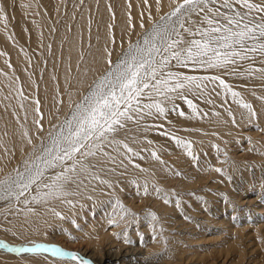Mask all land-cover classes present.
I'll return each instance as SVG.
<instances>
[{
	"label": "bare ground",
	"instance_id": "6f19581e",
	"mask_svg": "<svg viewBox=\"0 0 264 264\" xmlns=\"http://www.w3.org/2000/svg\"><path fill=\"white\" fill-rule=\"evenodd\" d=\"M9 1L12 2L11 4L15 3V8H11L9 5L5 4V6H7V8L4 6L5 7L4 11L7 15V20L5 21L3 19V17H0V53H4V55H0V179H4L9 173H15L13 170L18 168L17 166L19 163H22V166H23V160H21V158L24 156V154L27 153V156H28V152H29V154L32 152L31 146L27 145L25 139L23 138V132L25 130H27L29 132V134L32 135L34 144L38 145L39 139H37V137L41 138L40 132L37 131V127L33 124V119L36 117V114L34 112L35 104L31 103L30 105H27L24 102L25 103V109H21L19 107L18 97H17L16 92H15V88H17L18 86H22L25 95L30 98L29 101H32V99L37 96V95L35 96V93H34V89H35L34 86L36 84L33 86V85H31V82L33 80L37 81L38 77L41 78L43 76V73H42L43 71L41 72V70L43 69L42 68L43 65L40 66L41 63L36 62V59H38V60L44 59V60L48 61V63H50V61H52L51 67L48 68V71L45 75V82H44L45 86L48 83L47 81L50 78V76L55 77V79L57 81V79L60 78V76L67 75V81L66 82L68 84H70V86L73 85L74 87H76V89L81 93L80 95L78 94L79 96L75 98V99H78L87 91L89 85L96 78V76L102 74L106 70L107 64L105 63V55H104V50H105L106 46L108 47L109 51L112 52V59H113V61H115L120 56V54L127 48L129 40L134 42L142 34V32L145 30V29H142L140 27L141 13H143V22L145 24V27H149L151 25V23L153 22V20L158 19L160 15L170 11V0H160L159 5H157L156 0H148L147 4H145L144 0H130V3H131L130 8L128 6L129 0H84L83 2H81V0H9ZM1 2H2V0H1ZM254 2L259 3V2H261V0H254ZM109 4L111 5V9H112L111 12L108 9ZM113 12L115 13V19L112 18ZM129 13L131 14V17H132L131 23L135 25V28L132 30H129V27H128V25H129ZM149 13H151V19L149 18ZM61 17H63V18L61 19ZM59 18L61 19V21H60L61 25L58 24ZM193 19H196V17H193ZM89 20L92 21L91 26H90V29H91L90 31H89V23H88ZM109 24L112 25L111 29H109V27H108ZM55 26L57 29H58L57 26H59L58 32L55 31V30H57L55 28ZM51 31H52V33H54V31L56 33H58V35H56V36L59 37L58 40L60 39L64 45L63 48L60 47L62 49V54L59 52L58 57L54 56L55 54H53L49 57V54L52 53V51H50L51 50L50 48H48L49 49V51H48L47 43L51 42V40L49 42H47L48 41L47 38L49 37V39H50V35H52ZM110 33L115 36V40H116L115 44L111 43ZM34 34L35 35L38 34L40 36V38L38 36L39 40H42V39L44 40V41H42L44 43L43 45H41L42 43L40 44V42H38L37 39H33ZM54 38H57V37H54ZM185 38L188 39L187 36ZM58 40H56L55 43H51V45L53 46V47H51V48H53V51H54V46L56 44H59ZM52 41L54 42V39ZM37 42L40 44V46L37 44ZM89 44H91V47H89ZM56 47H57V45H56ZM58 49L56 50L57 53H58ZM47 51L49 52V54H47L48 53ZM59 51H60V49H59ZM81 53H83V59H81ZM260 61H261V58L257 57V59L255 61L256 67L264 66L260 63ZM60 62H61V65L59 64ZM247 64H248L247 61L244 62L243 66L241 67L240 70L243 71V68L246 67ZM9 65H11V66H9ZM39 67H41L42 69L41 68L39 69ZM47 67H48V64H47ZM44 69H46V68H44ZM172 70L184 72V73L189 74V75H193V74H197V75L219 74V75H222L223 79H225V81L227 83L232 85V87L235 91H238L241 93L243 100L252 105L254 111L256 112V116L253 117L250 121L248 119L247 110L243 109L237 103H235L230 95H228L227 97H225L223 95H217L216 94L217 92H222V89L219 86H217L215 88V92H211L212 86L210 85L209 86L210 87V95H208V96L198 97V96L189 95V99H192L193 102L197 105L198 110L201 113L200 117H196V118H192V119L186 118V117L192 115V110L188 107L187 110H185L187 112V113L185 112L186 113L185 116H179L177 114L175 115L176 121L173 123V125L167 123L163 119V117L146 118L145 122L147 124L157 126V127H152L150 129L152 132L154 130H159V133H158L157 137L155 138L157 145L155 143H152V147L149 149H150V151H153V150L156 151L157 154L160 156L162 161L165 157H168L169 155H171L172 154L171 152H176V154H177L178 153L177 151H179V149H177V150L175 149L176 151H173L174 148L170 147V145L167 146V147H169L167 149L160 147L163 144L161 141H166V140L171 141L172 142L171 145L172 144L176 145L174 147L178 146L176 141L172 138L171 135H162L161 133H163V132L167 131V132L174 134L175 136H177L179 138L187 140L188 138L193 139V137H191L192 136L191 134L197 135L196 133H199L201 135V133H202V135H203V133H205V132L207 133L206 129L204 128L207 126V127H209V130H213V131H209V132L210 133L212 132L210 135H212L214 137V139H216V138L217 139H220V138L223 139V138H225V136H226L225 134L228 131L223 129L224 131H226V133H224V135H221L224 131L221 132V134L217 133V131L215 132L217 125L216 126L215 125L210 126L211 124L209 123L210 124L209 125L207 122H209V121L211 122V121L215 120L214 122H217V123L221 122L222 124H225L226 126L230 127L233 125L232 116L235 117V121L237 120L236 122H238V120L244 119L245 121L248 122V124H250V123H253L255 125L259 124L260 126L264 127V100L260 99V97H263V95H264V91H262V90H264V78H260L259 73H256L252 77L235 76L237 81L234 82V80L231 81L230 75H227L223 70H209L207 73H205V72H193L189 68H175V67H173ZM40 73H42V76H39ZM61 79L64 80L63 78H61ZM61 79H59V80L61 81ZM40 80H43V79H40ZM60 81H58L57 84H60L59 83ZM62 82H64V81H62ZM37 84H40V82ZM217 84H218V82H217ZM57 87H59V86H57ZM46 88H47V86H46ZM62 89H64V88H62ZM69 89H70V87H69ZM52 90H54V89H52ZM37 91H39V90L37 89ZM44 92H46V91H44ZM41 93H42V91H40L39 94H41ZM71 93H73V92L71 91ZM52 94H54V93H52ZM48 95L49 94L46 93V96H48ZM41 97H42V100L45 101L44 103L43 102L40 103V110L45 116L44 119L42 120V124L45 127L47 125V123H48V125H50L52 120H55L56 117L59 116V114H62V112H60L61 110L58 113L56 110H55L56 113L54 111L52 112L50 110L49 104L47 105L48 102L44 99V96H41ZM63 97H64V95H63ZM65 98H67V95L65 96ZM68 100H69V97H68ZM209 100H211L212 103H209L208 102ZM179 101L180 100H177L176 102H179ZM66 104H67V102H66ZM69 107H70V105H69ZM169 107H170V105H169ZM59 109H61V108H59ZM229 109L232 112V116L229 115ZM64 110L67 111V109H64ZM25 112L27 113V117H28L27 120L24 119ZM216 113H219V115H216ZM66 115H67V112H66ZM17 116L20 117L19 121L17 120ZM164 124L167 125L168 128L164 127L165 126ZM222 124H220V125L222 126ZM21 125H23V127H21ZM159 125H164V126L158 127ZM50 127H48V128H50ZM129 127H134V126L130 124ZM194 128L198 129L197 132L191 133L194 130ZM223 128H227V127L223 126ZM44 131H45V129H44ZM231 133H232V131L229 134H231ZM236 133H238V132H236ZM129 135H135L141 140V142H143V140H145L144 138L146 137V132H143V131L135 132L134 131L133 133H130ZM236 135H239V134H236ZM212 136H210V137H212ZM218 136H220V137H218ZM147 140H150V139L147 138ZM196 140L198 142V139H195V141ZM129 143L134 148L139 147V143L138 144H132L131 140L129 141ZM263 144H264V142H263ZM179 147H177V148H179ZM199 147H201V146L199 145ZM202 147H203V145H202ZM5 148H7V151H5ZM180 149H181V151H184L182 149V147H180ZM178 154H180V157H181V153L179 152ZM258 155L264 160V149L260 148ZM119 159H123V157H119ZM138 159H139V157L134 158V162L135 161L137 162ZM148 160H150V161L146 165H147V169L151 171L150 173L152 175H154V174H157L158 176L162 175V171H160V170H159V172L157 171L158 169H162L161 167L157 168V165L160 163V160H156L152 156H151V159H148ZM181 160L183 161V159H181ZM139 161H140V159H139ZM145 161H147L146 158H145ZM145 163H147V162H145ZM184 163H185V161H184ZM125 164L128 165L127 168H122V167H119L118 165H115V166L110 165V164L105 165L106 168L107 167H116V173H108L106 171L99 173V175L102 178L111 181V183L113 185L112 188H108L106 185H100L96 181L92 182V184L89 185V188L90 189H92V188L96 189V191L93 192V194H94V196H97V198H98V196L101 195L102 196V198H101L102 202H109L110 201V203H112L113 206H115L114 205L115 201L117 199H119V201L122 202L125 207L129 208L131 211H133L137 214V217H136L134 223H136L138 225L140 223L138 221V218L143 216V215H141V213L143 211L149 209V208H152V207L147 206V209L142 208V210H143L142 211L140 206H138V205L136 206L134 204L135 199H134V203L132 202V200H129L131 198L126 199V198H128L126 196V192H129V188L126 187V184L128 181L127 178H129V176H130V174L128 172L132 171L131 168L133 167V165L130 164L127 160H125ZM160 165H161V163H160ZM167 169L168 168H166V170ZM162 170H164V169H162ZM213 172H215V171H213ZM134 175H132V176H134ZM150 175L149 174L146 175V176H149L147 178H150ZM134 179H135V177H134ZM198 179H201V177ZM215 179H217V178H215ZM158 183H160V182H158ZM129 187H130V185H129ZM137 188H138V186H137ZM74 189H75V185L69 186V191H73ZM133 190H131V191H133ZM163 190H164V188H163ZM166 190H168V189H166ZM166 190L164 192H166ZM80 191L83 194L86 193L84 197H83V194L78 195V196H69L68 197V199L73 200L75 207H71L65 203H62L60 200H51L47 204H44V203L35 204V203H33V204H28V205H25L23 203V197L21 198L20 203H16L15 201L0 200V206L11 207L9 209L7 207V210H8L7 218L4 221H0V240H4L11 245L25 244L27 241H32V240L39 241V242H46V243H55V244H58L59 246L64 247L66 250L79 252L80 255H82L86 259L93 261L94 264H135V263H133L134 262L133 259L132 260L127 259V257L130 256L129 254H131V256L134 257L133 251L131 253L130 252L131 250H126L123 246L116 245L113 243V241H114L113 239L117 240V238H115L116 235H114V234L115 233H121V232H119V228L124 229V230H126L128 228H126V229H125V227L122 228L123 223H121L120 227L114 226L116 229L107 230L109 225H110L108 223V221H109V218L111 217L113 212L108 210L107 211L108 213L101 212L100 214H97L96 216L99 219V223L97 225H94L93 222L89 219V217L87 218L86 224H81L82 217H84V216H81V213H79L80 208H82L80 203L85 201V199L87 198V195H89L88 192H90V191H89V189L87 191H85L84 189H81ZM137 191H138V189H137ZM171 192H173V190ZM136 197H138V196L136 195ZM182 197H184V196L182 195ZM179 199H181L180 196H179ZM159 200H161V199H159ZM162 200H161V202H162ZM156 201H157V197H156ZM170 201H172V200L169 199V203H164V200L162 203L157 202L158 206H155L154 208L156 210H159L160 208L164 207V212H161V213L165 214V216H167V215L173 216V214H171L172 212H170V210H174V208L172 206L173 203H170ZM180 201H182V200H180ZM84 203H86V202H84ZM89 203H90V201H89ZM93 204L95 205V203H93ZM153 204L154 203H152V205ZM155 205H156V203H155ZM180 205H181V203H180ZM175 206H177V204H175ZM256 206H258V205H256ZM111 207H109V208H111ZM179 207H181V206H179ZM28 208H33L35 210V212L34 213L27 212ZM52 208H55L56 211H58L62 214V216H64V215L67 216L69 219L68 220L66 219V221H68V222L70 221V222L69 223L68 222L67 223H63V222L59 223V221H57L58 217L53 215L52 212L50 211ZM263 208L264 207L262 206V209ZM75 210L77 211V213H75ZM180 210H182V209H180ZM2 211H3V209H2ZM83 211H84V209H83ZM152 211L154 212L155 210H152ZM257 212H259V211H257ZM85 213H87V212L85 211ZM90 213L91 212H88L87 214L89 215ZM221 213H222V211H221ZM225 213H227V212H225ZM251 213H253V210ZM3 214H6V213H3ZM82 214L84 215L83 212H82ZM146 214L147 213H145V215ZM184 214H187V213L184 212ZM260 214H261V212H260ZM195 215L197 216L196 213H195ZM162 217L157 222L158 226L161 225L162 223L164 225L166 224L165 223L166 221L164 219H162ZM197 217H199V216H197ZM215 217H216V215H215ZM227 217L222 218V219H224V222H225V219H227ZM239 218L240 217L238 216V220H240ZM241 218H243V217H241ZM255 218H257V216ZM1 219H2V217H1ZM209 219H211V221H212V218L209 217ZM218 220H220V218ZM255 220H254V222H256ZM260 220H261V218H260ZM262 220H263V218H262ZM143 221H144V218H143ZM257 221H258V219H257ZM83 222H85V221H83ZM94 222H95V220H94ZM96 222H97V220H96ZM174 222H175V220H174ZM224 222H222V223L226 224ZM228 222H227V224H228ZM239 222H241V220ZM252 222H253V220H252ZM258 222L254 223V224L256 225V224H258ZM183 223H185V221ZM195 223L198 224L197 222H195ZM222 223H220V224H222ZM207 224H209V223H207ZM227 224H226V227H228ZM251 224H253V223H251ZM65 225H67L68 227H66ZM183 225L184 224H182V226ZM187 225L189 226V224H187ZM241 225H242V223H241ZM147 226H149V225H147ZM222 226H223V228H226V227H224V225H222ZM231 226H233V225L231 224ZM61 227L63 229H67V231L70 230L69 231L70 233H72V230H76L75 228H77L76 231H80V230L86 231L85 236H83V239L86 240L85 245H77V246L72 245V247H68L66 243L61 242L60 237H62L64 235V234L61 235V232H60V230H62ZM132 227H134V226L132 225ZM254 227L257 228V230L255 231V234L247 233L248 230L245 233L244 229H242V228L240 229V228H238V226H237V230L231 227L235 231L228 229L229 233H228L227 238H221V239H216V240L209 239L210 238L209 235H206V232L204 234L201 233L202 230L199 229L200 233H198L199 234L198 236H195L194 233L190 232L191 233V234L189 233L190 236L187 235L188 237H186L185 239H182V237L178 236L179 238L176 237V240L173 241L172 240L173 238H172L171 239V241L173 242L172 246L175 247V249L173 248L175 252L172 250L171 247H167L166 249H168V248H171V249H169L168 251H165L166 250L165 248L158 245L157 246L158 248H156L157 253H159V251H161V250L163 251V252L161 251L162 253L160 254L161 262L156 261V260L155 261L139 260V263H136V264H247L248 262H243L245 255H249V256L254 255L256 257H259V256L264 257V226H254ZM243 228L247 229L246 227H243ZM5 229H8V231H5ZM158 229H159V227H158ZM193 229H195V228L193 227ZM251 229L253 230V228H250V230ZM147 230H145V231H147ZM67 231L63 230L62 232L65 233ZM206 231H208V230H206ZM224 232H226V231H224ZM13 233H16L17 235L14 236ZM72 234L74 235V233H72ZM77 234H78V232H77ZM165 236L167 237V235H165ZM165 236H164V232L162 234L159 233L158 239H159V242L162 240L161 245H165V242H164L166 239ZM67 239H69V237H67ZM73 239H74V237H73ZM111 240H113V241H111ZM145 240H147V239H145ZM154 240H155V238H154ZM244 240H248L250 242V245H248L245 242L243 243ZM156 243H158V241H156L155 244ZM150 244L151 245L154 244L153 239H152V243H149L146 245L147 246L146 247L147 249L145 248L146 250H144V248H140L141 253L138 251L142 257L143 256L147 257V256H150L152 253H154L153 249L152 248L150 249V247H149V246H151ZM116 246H117V251H115V249H114V247H116ZM132 250H135V248H133ZM169 251L172 253V256H170L171 254L167 255V253H169ZM135 254H136V252H135ZM151 256H153V254ZM49 257H51V258H49ZM43 260L45 261V263L43 262ZM29 262H32L34 264H68V261L60 260L59 258L53 257V256H51V254H48V253H29V252L16 253V252L7 251L5 249L0 248V264H29ZM257 264H264V263L259 262Z\"/></svg>",
	"mask_w": 264,
	"mask_h": 264
},
{
	"label": "snow or ice",
	"instance_id": "6c2138e0",
	"mask_svg": "<svg viewBox=\"0 0 264 264\" xmlns=\"http://www.w3.org/2000/svg\"><path fill=\"white\" fill-rule=\"evenodd\" d=\"M144 2L147 4L148 0ZM156 2L157 5L160 4V0ZM128 6L131 7L130 0ZM108 9L112 11L110 4ZM0 17L7 20L2 3ZM112 18L115 19L114 12ZM149 18L151 19V13ZM131 21L129 13V30L135 28ZM88 23L90 31L92 21L89 20ZM108 27L111 29L112 25L109 24ZM140 27L145 30L134 42L129 40L127 48L115 61L112 59V52L105 47L106 70L96 76L80 99L72 102L64 119L52 125L47 132L46 141L37 137L40 142L38 145L34 144L32 135L27 130L23 132V138L31 146L32 152L23 161V170L16 168L13 170L15 175L10 174L0 179V200L20 203L23 197L25 205L60 200L75 207L73 200L68 197L82 195L80 190L87 191L92 182L113 187L111 181L102 178L99 173H116V167L106 168L105 165L127 168V160L133 167L147 171L134 163V158L144 157L129 143L131 140L132 144H138L141 140L129 134L134 131L148 132L152 127H157L147 124L146 118H166L170 111L185 116L184 111L176 104L177 100L185 102L192 110V115L186 118L200 117L201 113L193 100L189 99V95L208 96L210 85L211 92H215V88L219 86L222 92H217V95H230L235 103L246 109L250 121L256 116L252 105L245 102L241 93L235 91L222 75H189L172 69L189 68L193 72L205 73L209 70H223L227 75L239 77H252L259 73L260 78H264V66H255L257 57L261 58L260 63L264 65V0L259 3L254 0H170V11L153 20L149 27H145L141 13ZM110 36L111 43L115 44V36L111 33ZM246 61L247 66L241 71ZM15 92L19 107L25 109L24 102L30 98L25 95L22 86L15 88ZM260 99L264 100V97ZM56 102L60 105L64 103L59 91ZM208 102L212 103L211 100ZM32 103L35 104L36 114L33 124L38 132H43L44 114L40 110V100L33 98ZM56 111L58 113L60 109L57 108ZM229 115L232 116L230 109ZM19 119L17 116L18 121ZM24 119H28L26 112ZM56 119L59 120V116ZM232 121L235 123L234 116ZM130 124L134 127H129ZM122 131L125 133L123 138L120 137ZM161 134L171 135L178 146L184 148L193 160L196 159L190 140L167 131ZM147 143L151 144L152 141L147 140ZM150 155L163 163L156 151H151ZM215 170L223 171L220 168ZM132 183L137 181L133 179ZM70 185H75L73 191H69ZM153 188L165 203H169L168 193L159 186L154 185ZM92 191L95 192L96 189L92 188ZM148 194V183L145 181L144 195ZM87 198L92 199L91 196ZM176 204L177 207L180 206L179 200ZM50 211L58 218H65L55 208ZM27 212L34 213L35 210L28 208ZM146 216L150 218L153 233H156L160 218L153 211H148ZM136 217L135 212L117 199L108 223L116 227L124 223L126 228ZM162 233L161 227L160 234ZM114 235L118 239L122 237L125 243H132L126 231ZM164 242L167 244L166 239ZM0 248L16 253H50L63 261L94 264L79 252L66 250L55 243L32 240L25 244L11 245L0 240Z\"/></svg>",
	"mask_w": 264,
	"mask_h": 264
},
{
	"label": "rangeland",
	"instance_id": "374dc122",
	"mask_svg": "<svg viewBox=\"0 0 264 264\" xmlns=\"http://www.w3.org/2000/svg\"><path fill=\"white\" fill-rule=\"evenodd\" d=\"M0 3H2L3 6H5V4H7L11 8H15V3L14 4H11L12 2H10L9 0H2V2L0 0ZM5 7L7 8V6H5ZM5 7H4V9H5ZM62 18L63 17H61V19ZM61 19L60 18L58 19V21H59V22L57 21L58 24H60ZM59 26H57L58 29L55 26V28L57 29L55 31H57V32L59 31ZM52 31H51V34L52 35H50V39L48 37L47 38L48 41L46 40L47 42H49L51 40V42H49L50 44L47 43V49L49 48V45H51V43H55L56 40H58V38H59L58 36H56V35H58V33H56L55 31H54V33H52ZM38 36H39L38 34H36V35L34 34V36H33L34 38L33 39H37L38 42H40V44L42 43L41 45H43L44 43L42 41H44V40L43 39L42 40H39L38 39ZM54 37H57V38H54ZM39 38H40V36H39ZM52 38L54 39V42L52 41L53 40ZM58 41H59V44H56L57 47H56V45L54 46V51H53V48H51V47H53L51 45V47H50L51 50L50 51H52V53L49 54V52H48L49 49H48V51H47L48 53L47 54H49V57L51 55H53V54H55L54 56H57L58 57L59 52L62 54V49L60 47L63 48L64 45H63V43H62V41L60 39ZM38 42H37V44L40 46V44ZM58 48L60 49V51H59ZM57 49H58V53L56 51ZM36 62L41 63L40 66L43 65L42 66L43 69L41 67H39V69L40 68L42 69L41 72L43 71L42 72L43 73V76H42V73H40L39 76H42V77L41 78L38 77L37 78V81L36 80H33L31 82V85H33V86L36 84L34 86V88H35L34 89L35 96L37 95L36 97L38 99L40 98L39 99L40 100V103L41 102H43V103L45 102L44 100H42V97H41V96H44V99L48 102V103L47 102L46 103H47V105L49 104L50 110L52 112L54 111L56 113L55 110L57 108H61L60 109L61 110L60 112H62V114H59V120H57V119L52 120V122L50 123V125H48V123H47V125L44 127L45 131L40 132L41 138L45 139V141H46L47 132L50 130V128L52 127V125L53 124H56V123H59V121H60L61 118H62L61 120L64 119V117L66 115V112L68 114V112L70 110L72 101L76 97H78L81 93L76 89V87H74L73 85H72L73 86L72 87V86H70V84H68L66 82L67 81V75L60 76V78H58L57 81H56V79H53L52 76H50V78L47 81L48 83L46 84V86H47V88H46V86L44 85L45 75H46V73L48 71V68L51 67V62L52 61H50V63H48V61H46L44 59H42V60L36 59ZM47 64H48V67H47ZM59 64L61 65V62ZM44 68H46V69H44ZM61 78H63L64 80H62ZM40 79H43V80H40ZM59 79H61V81ZM230 79H231V81L234 80V82L237 81L236 77L235 76H232V75H230ZM58 81H60L59 82L60 84H57ZM62 81H64V82H62ZM39 82H40V84H37ZM57 86H59V87H57ZM61 87L64 88V89H62ZM69 87H70L71 90L69 89ZM37 89L39 91H37ZM52 89H54V90H52ZM40 91H42L41 94H39ZM44 91H46V92H44ZM57 91H59V94L61 93L60 96H62V98L64 100L63 105H60V104H58L56 102ZM71 91L73 93H71ZM262 91H264V90H262ZM46 93H48L49 95L46 96ZM52 93H54V94H52ZM69 93H71V98H69V100H68ZM63 95H64V97H63ZM66 95H67V98H65ZM36 97H34V98H36ZM263 97H264V95H263ZM78 99H80V97ZM78 99H75L74 101H76ZM66 102H67V104H66ZM179 102H176V104H178L180 110H183L184 113H185L186 112L185 110H187L188 105L185 102L181 101V100ZM25 103L27 105H30L32 103V101H29L28 100V101H25ZM69 105H70V107H69ZM64 109H67V111L64 110ZM176 114H177L176 112H171L170 111L168 113L167 117L166 118L163 117V119L167 123L173 125V123L176 121L175 120V115ZM243 120H238V122H236L237 121L236 120L235 123H233V125L230 126V127L226 126L225 124H222L221 122H218V123L217 122H214L215 120H213L211 122L210 121L209 122L206 121L208 124L209 123L211 124V125L209 124L210 126H212V125H215L216 126L217 125L216 126V129H215V132L217 131V133H220L221 134V132H223L224 130L228 131L227 133H226V131H224L221 134V135H224V133H226L225 134L226 136L223 139L222 138H220V139H217V138L214 139V137L212 135H210L212 132L211 133L209 132V131H213V130H209V127H207V126L204 127L206 129L207 133L206 132L203 133V135L205 134L204 136L201 133V135L203 137L199 133H196L198 129L197 128H194V130L191 133H196L197 135L191 134L192 135L191 137H193V139L192 138H188L187 140H190L192 142V144H193V150H194L193 151V154L196 156V159L195 160H193L192 157H190L186 153V151H185L184 148H182L184 151H181V149H180L179 146H177L179 148L174 147L176 145H173V144H172L173 145L172 146L171 145V143H172L171 141H167V140L166 141H161L163 144L160 147H162L164 149L165 148L167 149V148H169L167 146L170 145V147L174 148V150L172 149L173 151H176L177 149H179V151H177V152L178 153L179 152L181 153V157H180V154H178V153L176 154V152H171L170 151L172 154L169 155L168 157H165L163 159V163L160 162L161 165H160V163L158 164L159 166L157 165V168H160L161 167L162 169H164V170H162V169H158L157 170L158 172H159V170L162 171V175H160V176H158L157 174L152 175L150 173L151 171L147 169V165H146L150 161L148 159H151V155H150V152L151 151H150L149 148L152 147V143H155L157 145V142H156L155 138L157 137V135L159 133V130H154L153 132L151 130H149L148 132H146V138H149L150 141H152V143L151 144H148L147 143V139L146 140H143V142H140L139 143V147H136L135 149L137 151H140L141 152V155L144 157V159H140L139 158L140 161L138 159L137 162L135 161L134 163L135 164H139L141 168L147 169V171H141L140 169L135 168V167H132L131 168V170L133 172L132 171L131 172H128L130 174V176H129V178H127L128 181H127L126 187L129 188V192H126V196L128 197L126 199L131 198L129 200H132L133 203H134V199H135V203L134 204L136 206L137 205L140 206L141 207V210H142V208H146L147 209V206L152 207V208H149V209H147L145 211L142 210L143 211V212L141 211L142 213L140 212L141 215H143L144 217L141 216L140 217L141 219L138 218V221L140 222L138 225L136 223H134V222H130V223H128V225L126 227L128 229L125 228L126 230H124V229L119 228V232H121L122 234L125 231L127 232V235L129 237V239L132 240V243L131 244L125 243L122 237L119 238V239L117 237H115V238H117V240L116 239H113L114 241L111 240V241H113L114 244L121 245L126 250H131L130 251L131 253L133 251L134 257L131 256V254H129L130 256L127 257L128 260H132L133 259V261H134L133 263H135V264L136 263H139V260H144V261H155L156 260V261L161 262L160 254L163 251L161 250L162 252L159 251V253H157V251H156V248H158L157 246L160 245L161 247H163L165 249L167 247H171L172 250L174 251L175 247L172 246L173 242L171 241V239L173 238L172 239L173 241L176 240V237L177 238L182 237V239H185L186 237L190 236L189 235L190 232L191 233H194L195 236H198L199 235L198 233H200V230H202L201 233L204 234L206 232V235H209V237H210L209 239L216 240V239H221V238H227L228 233H229L228 232V229H231V230L236 229L237 230V226L240 229L241 228L244 229L245 233H246L247 230L249 231L250 228H253V230L251 229L252 231L251 230L249 232L247 231V233H249V234H252V233L255 234V231L257 230V228L254 227V226H264V223H263L264 222V212H263L264 211V208L262 209V206L264 207V160L258 155V153L260 151V148L261 149H264V144H263V142H264V127L260 126L259 124L258 125L257 124L255 125L253 123L248 124L247 121H245V120L243 121ZM220 124H222V126ZM223 126L227 127L229 130L227 128H223ZM48 127H50V128H48ZM164 127L168 128L167 125H165ZM230 130L232 131L231 134H229L231 132ZM236 132H238V133H236ZM235 133L236 134H239V135H236ZM124 136H125V133L122 131L120 133V137L123 138ZM210 136H212V137H210ZM218 137H220V136H218ZM195 139H198V142H197V140L195 141ZM39 142L40 141H38V143ZM199 145L201 147L203 145V147L201 148V147H199ZM146 148H147V151H144L143 152L142 150L143 149H146ZM225 153H226V155H225ZM28 155H29V152H28ZM26 156H27V153L24 154V156L21 158V160L24 161V159H27L28 156L27 157ZM145 158H146L147 161H145ZM181 159H183V161ZM184 161H185V163H184ZM145 162H147V163H145ZM17 167L22 170L23 169L22 163H19ZM166 168H168L169 170L168 169L166 170ZM217 168H220L223 171L222 172H217L215 170ZM213 171H215V172H213ZM10 174L11 175H15V173H9L8 175H10ZM148 174L149 175L151 174L150 175V178H147V177H149V176H146ZM132 175H134V176H132ZM199 176L201 177V179H198V178H200ZM134 177H135V180L137 181V183H135V184L132 183V180L134 179ZM215 178H217V179H215ZM145 181H147V183H149L148 184V192H149L148 195L149 196L148 195H144V183H145ZM158 182H160V183H158ZM188 182L190 184L191 183L192 184L190 185ZM129 185H130V187H129ZM154 185L159 186L162 189L164 188L163 191H165L166 189H168V190H166V193L169 194V199L172 200V201H170V203H173V204L175 203L176 204V201L177 200H179V201L182 200L183 201V202L180 201V203H181L180 206L181 207H177V206H175V204L174 205L172 204L174 210H170V212H172L171 214H173V216L172 215H169L170 216L169 217L168 215L165 216V214L161 213V212H164V207L160 208L159 210H156L154 208L155 206H158L157 202H160V203L163 202L162 197L160 195H157L156 192L154 191V188H153ZM137 186H138V188H137ZM88 189H89L90 192H88L89 195H87V197L88 196H92V199L89 200L88 198H86L85 201H83L82 203H80L81 205H83L84 208L83 207L80 208L79 213H81V216H84V217H82V222L85 221L83 223L81 222V224H86L87 218L89 217V219L93 222V224L94 225H97L99 223V219L97 218L96 215L97 214H100L101 212L108 213L107 212L108 210H110L111 212H113L112 210L114 209L115 206H113V204L110 203V201L109 202H102L101 201V198H102L101 195L98 196V198H97V196H94L92 189H90V188H88ZM137 189H138V191H137ZM131 190H133V191H131ZM172 190H173V192H171ZM85 194H83V197L85 196ZM136 195L138 197H136ZM182 195L184 197H182ZM179 196H180L181 199H179ZM156 197H157V201H156ZM158 198L161 199L162 202ZM89 201H90V203H89ZM84 202H86L87 204L84 203ZM92 202L95 203V205ZM152 203H154V204L152 205ZM155 203H156V205H155ZM256 205H258L259 207L261 205L262 206L259 208ZM1 207L2 206H0V221H4L7 218V216H8V214H7V212H8L7 207H8V209L11 208V207H9V206H5V207H2V208ZM109 207H111V208H109ZM179 208L182 209V210H180ZM2 209H3V211H2ZM83 209H84V211H83ZM150 210L151 211L152 210H155L154 212L155 213L157 212L156 213L157 216L158 217H160V216L162 217L163 216L162 219H164L166 221L165 222L166 223L165 225L163 223L161 225H159V226H158V224L156 225V233H153V231H152V224L150 223V218H148L149 219L148 220L146 218L147 216L145 215V213H147ZM252 210H253V213L254 214L251 213ZM85 211L87 213L88 212H91V213L93 212V213L92 214L90 213L88 215L87 213H85ZM221 211H222V213H221ZM257 211H259V212H257ZM2 212L3 213H6V214H3ZM82 212L84 213V215L82 214ZM184 212H186L187 214H184ZM225 212H227L228 214L225 213ZM260 212H261V214H260ZM75 213H77L76 210H75ZM195 213L199 217H197L195 215ZM220 214L221 215L223 214V215L221 216ZM215 215H216V217H215ZM238 216L240 217L239 219L241 220V222H239L240 220H238ZM256 216H257V218H255ZM258 216L261 218V220H260V218ZM1 217H2V219H1ZM64 217H65L64 219L57 218V221H59V223H61V222L67 223L68 221H66V219L68 220L69 218L67 216H65V215H64ZM161 217H160V219H161ZM185 217H188V219H186ZM209 217L212 218V221H211V219H209ZM226 217H227L228 220L225 219V222H224V219H222V218H226ZM241 217H243V218H241ZM143 218H144V221L145 222L143 221ZM219 218H220V220H218ZM262 218H263V220H262ZM257 219H258V221L260 220L261 222L260 221L258 222ZM94 220H95V222H94ZM96 220H97V222H96ZM174 220H175V222H174ZM252 220H253V222H252ZM254 220L256 222H258V224L255 225L254 223H256V222H254ZM129 221H131V217L129 218ZM184 221H185V223H183ZM221 221L224 222V223H226V224L229 221L228 222L229 225L227 224L228 227H226V224H223ZM180 222L182 224H184V225L182 226V224ZM195 222H197L198 224H196ZM186 223L189 224V226ZM207 223H209V224H207ZM220 223H222V224H220ZM241 223H242L243 226L241 225ZM251 223H253V224H251ZM231 224L234 227L231 226ZM132 225L134 227H132ZM147 225H149V226H147ZM222 225H224V227H226V228H223ZM65 226L68 227L67 225H65ZM192 226L195 229H193ZM230 226L232 228H234V229H232ZM124 227H125V224L123 223L122 228H124ZM158 227H159V229H158ZM161 227L166 231L165 232L163 230L164 236L167 235V237L165 236L166 237V240H167V244H165V245H161L162 244V242H161L162 240L159 242V239H158L159 238V233H160L159 231H160ZM243 227H246L247 229H245ZM61 229H62V230H60L61 235H63V234L64 235L62 236L63 238L60 237V240H61V242L66 243L68 247H72V245L73 246L85 245L86 240L83 239V236H85V232L86 231H83V230L76 231L77 228H75L76 230H72V233H74V235H73L72 233L69 232L70 230L67 231V229H63L62 227H61ZM112 229H116V228L114 227V225H109V227H108L107 230H112ZM63 230H65L67 232L64 233V232H62ZM145 230H147V231H145ZM206 230H208V231H206ZM224 231H226V232H224ZM77 232H78V234H77ZM67 237H69V239H67ZM73 237H74V239H73ZM153 237L155 238V240H154ZM145 239H147V240H145ZM152 239H153V243L154 244H152V245L150 244L152 247L149 246V245L148 246L150 247V249L151 248L153 249L154 253H152V254H153L154 257L151 256L152 254L150 256H147V257H144V256L142 257L139 254L140 248H144V250H146L147 249L146 248L147 247L146 245L149 244V243H152ZM156 241H158V243L155 244ZM244 242L247 243L248 245H250V242L248 240H244L243 243ZM133 248H135V250H132ZM171 248H168L165 251H168ZM114 249H115V251H117V246L114 247ZM135 252H136V254H135ZM167 255L172 256V253L169 251V253H167ZM49 258H51V257H49ZM44 260H43V262L45 263L46 260L45 261ZM243 262H248L247 264H251V263L252 264H257L259 262H263L264 263V257L263 256L256 257L254 255H252V256L245 255ZM30 263L31 264H34L32 262H29V264ZM68 264H75V262H68Z\"/></svg>",
	"mask_w": 264,
	"mask_h": 264
},
{
	"label": "water",
	"instance_id": "95a60500",
	"mask_svg": "<svg viewBox=\"0 0 264 264\" xmlns=\"http://www.w3.org/2000/svg\"><path fill=\"white\" fill-rule=\"evenodd\" d=\"M48 254H50V253H48Z\"/></svg>",
	"mask_w": 264,
	"mask_h": 264
}]
</instances>
